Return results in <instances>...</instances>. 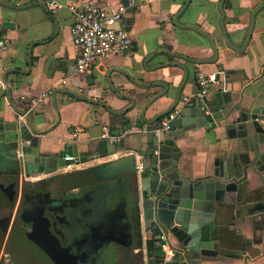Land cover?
Returning a JSON list of instances; mask_svg holds the SVG:
<instances>
[{"label": "crops", "instance_id": "0c3cea01", "mask_svg": "<svg viewBox=\"0 0 264 264\" xmlns=\"http://www.w3.org/2000/svg\"><path fill=\"white\" fill-rule=\"evenodd\" d=\"M57 1L71 4L80 0ZM98 1L107 6L126 5L121 26L130 34L133 47L84 74L75 71L78 49L71 41L73 16L67 9L50 14L45 0H0V37L10 42L9 49L0 55V126L8 129L0 131L3 189H13L14 177L22 176L13 145L6 138L14 122L28 125V116L33 128L43 133L38 146L43 155H55L75 144L85 158L88 148L99 150L100 140L111 143L102 137L105 132L119 136L121 148L115 154L59 169L60 173L145 149L151 130L164 116L161 114L178 97L177 107L183 97L188 101L194 96L198 72L218 77L208 100L221 92L229 99L227 106L239 104L241 109L264 101V7L256 13L246 42L251 14L264 0L222 1L226 35L241 52L225 42L219 25L221 0ZM3 21L14 25L3 29ZM186 26L213 39L216 59L208 38ZM211 59L215 60L204 62ZM61 79L66 80L64 86L59 85ZM48 90L50 94L42 102L30 107ZM76 126L82 131L73 139L71 132ZM241 140L230 138L222 125H210L189 130L176 142L181 153L178 170L189 178L201 175L223 152L239 164L236 177L242 189L217 204L222 223L217 256L200 264H264V176L257 170L258 163H250L252 143L247 152ZM135 159L139 162L141 157L136 154ZM45 177L24 178L34 181Z\"/></svg>", "mask_w": 264, "mask_h": 264}, {"label": "water", "instance_id": "95a60500", "mask_svg": "<svg viewBox=\"0 0 264 264\" xmlns=\"http://www.w3.org/2000/svg\"><path fill=\"white\" fill-rule=\"evenodd\" d=\"M222 1L219 4V25L225 42L231 49L241 52L226 35ZM263 7L264 2L251 14L246 42L250 38L255 15ZM13 25L12 22L3 21L1 26L6 29ZM186 27L208 38L216 59L218 52L213 39L195 27ZM193 61L197 64L202 62ZM155 98L149 100L146 106ZM179 99L161 115L178 106ZM228 103L229 99L221 92H217L211 100L207 97L200 100L193 96L181 103L178 115L169 124V130L161 133L157 139L152 136L145 149L137 148L132 154L60 173L59 169L68 164H83L113 155L121 145L100 140L99 150L88 148L89 153L85 158H81L83 154L75 144L55 155H43L38 149L39 136L43 133L33 128L29 116L28 125L19 126L14 122V127L10 129L12 133L6 140L13 145L19 173L22 169L26 177L46 175L39 180H21V192L25 186H45L48 180L57 177L62 178L67 191H80L81 196L75 198L79 204L84 193L91 191L90 201L83 211L86 214L80 212L77 215L78 220L84 223L85 230L80 232V238L86 245L85 255L79 258L77 252L76 256H60L55 258L56 263L89 264L86 259L93 258L92 264H200L202 260L214 259L218 253L219 225L222 224L218 220L221 210L218 211L217 207L230 193L242 189L236 177L239 164L233 163L223 152L205 167L201 175L189 178L178 170L181 153L176 142L180 135L189 130L222 125L230 138L243 139L241 141L247 152L249 143H252L253 158L250 163H258L257 170L262 171L264 176V101L257 102L249 109H241L239 104L227 106ZM139 119L144 121L141 116ZM137 126L141 127L142 123ZM4 127L0 126V131H8ZM15 148L22 150L21 157H16ZM136 154L141 157L139 162L135 159ZM66 155L73 156L76 161L63 160ZM0 190L10 193L13 189H3L0 185ZM65 201L69 203V200ZM56 203L54 201L52 204ZM78 207L79 210L84 209L82 203ZM71 208L74 207L63 209V213ZM165 246L171 249L170 254L163 249Z\"/></svg>", "mask_w": 264, "mask_h": 264}, {"label": "flooded vegetation", "instance_id": "af4514ba", "mask_svg": "<svg viewBox=\"0 0 264 264\" xmlns=\"http://www.w3.org/2000/svg\"><path fill=\"white\" fill-rule=\"evenodd\" d=\"M22 178L14 177L16 187L12 192L0 191V264H13L14 259L23 258L55 264V258L76 256L77 252V257L82 258L86 245L80 232L85 229L77 215L86 209L91 191L84 193L81 200L84 209L79 210L81 203L75 198L81 196L80 191H67L62 178L48 180L45 186H25L21 192ZM71 206L74 208L63 213V209ZM86 261L92 264L94 259Z\"/></svg>", "mask_w": 264, "mask_h": 264}, {"label": "built area", "instance_id": "2783aa9c", "mask_svg": "<svg viewBox=\"0 0 264 264\" xmlns=\"http://www.w3.org/2000/svg\"><path fill=\"white\" fill-rule=\"evenodd\" d=\"M134 0L130 2L133 3ZM45 4L50 14H56L62 9H67L73 16V22L70 27V36L72 44L78 49L75 58V71L78 73H89L97 68L104 61L113 56H120L129 52L133 47V40L130 34L121 26V20L126 10V5L117 4L107 6L101 4L98 0H80L71 4L60 3L57 0H45ZM10 42L6 37H0V55L9 49ZM195 97L203 100L209 94L210 88L218 84V77L215 73H196ZM66 84L65 79H61L60 86ZM50 94V91L44 92L37 99L33 100L30 107L42 102V99ZM187 98L183 97L182 102H186ZM180 111V107L173 108L170 112L161 117L157 127L151 130L153 137H157L169 130L170 122L176 118ZM82 128L76 126L72 129L71 137L76 139ZM104 139H108L111 143L119 141L118 135H111L108 132L102 134ZM17 158L22 156V150L15 148ZM65 161H76L71 155L63 157ZM76 163L68 164L64 168H69ZM60 168V169H62ZM20 174L26 177L21 169ZM25 179V178H24ZM168 254L171 249L165 246L163 248Z\"/></svg>", "mask_w": 264, "mask_h": 264}, {"label": "trees", "instance_id": "16d2710c", "mask_svg": "<svg viewBox=\"0 0 264 264\" xmlns=\"http://www.w3.org/2000/svg\"><path fill=\"white\" fill-rule=\"evenodd\" d=\"M26 260L24 258L22 260L14 259V263L13 264H44V262H42V260H39V259H31V258H29L27 260L28 263L26 262ZM55 264H57V263L55 262Z\"/></svg>", "mask_w": 264, "mask_h": 264}, {"label": "rangeland", "instance_id": "374dc122", "mask_svg": "<svg viewBox=\"0 0 264 264\" xmlns=\"http://www.w3.org/2000/svg\"><path fill=\"white\" fill-rule=\"evenodd\" d=\"M110 247H111V248H113V246H112V245H111Z\"/></svg>", "mask_w": 264, "mask_h": 264}]
</instances>
